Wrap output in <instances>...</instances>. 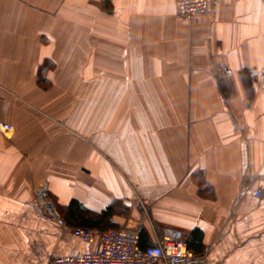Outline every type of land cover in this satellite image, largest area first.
I'll list each match as a JSON object with an SVG mask.
<instances>
[{"label":"crops","instance_id":"1","mask_svg":"<svg viewBox=\"0 0 264 264\" xmlns=\"http://www.w3.org/2000/svg\"><path fill=\"white\" fill-rule=\"evenodd\" d=\"M176 4L0 0V264L139 223L147 245L171 231L207 264H264V0L192 21Z\"/></svg>","mask_w":264,"mask_h":264},{"label":"built area","instance_id":"2","mask_svg":"<svg viewBox=\"0 0 264 264\" xmlns=\"http://www.w3.org/2000/svg\"><path fill=\"white\" fill-rule=\"evenodd\" d=\"M213 0H177L176 15L186 21L210 10ZM14 130L10 123L0 121V133L9 134ZM262 191L257 190L256 196L261 197ZM36 200L49 219L60 226L65 221L54 203L50 200L45 187L35 192ZM144 225L139 223L135 229L125 227L101 230L90 226L73 228L75 235L89 246L80 256H52L47 264H207L205 255L190 253L187 242L177 232H165L161 238L146 246L140 245L139 236Z\"/></svg>","mask_w":264,"mask_h":264},{"label":"trees","instance_id":"3","mask_svg":"<svg viewBox=\"0 0 264 264\" xmlns=\"http://www.w3.org/2000/svg\"><path fill=\"white\" fill-rule=\"evenodd\" d=\"M102 230H104V229L102 228ZM139 240H140V245L142 247L147 245L146 236H145V232L144 231L140 234Z\"/></svg>","mask_w":264,"mask_h":264},{"label":"rangeland","instance_id":"4","mask_svg":"<svg viewBox=\"0 0 264 264\" xmlns=\"http://www.w3.org/2000/svg\"><path fill=\"white\" fill-rule=\"evenodd\" d=\"M77 227V226H76ZM120 227H123V226H116V225H110V226H106V227H102L103 229H119Z\"/></svg>","mask_w":264,"mask_h":264}]
</instances>
